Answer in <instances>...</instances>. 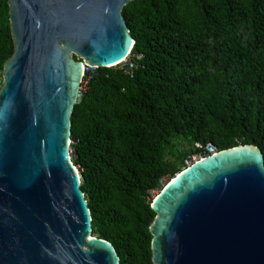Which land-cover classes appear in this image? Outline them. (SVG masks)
Instances as JSON below:
<instances>
[{
  "label": "water",
  "instance_id": "95a60500",
  "mask_svg": "<svg viewBox=\"0 0 264 264\" xmlns=\"http://www.w3.org/2000/svg\"><path fill=\"white\" fill-rule=\"evenodd\" d=\"M14 50L0 86V264H119L70 154L83 68L114 67L134 43L131 0H7ZM153 264H264V155L214 149L154 194Z\"/></svg>",
  "mask_w": 264,
  "mask_h": 264
},
{
  "label": "trees",
  "instance_id": "16d2710c",
  "mask_svg": "<svg viewBox=\"0 0 264 264\" xmlns=\"http://www.w3.org/2000/svg\"><path fill=\"white\" fill-rule=\"evenodd\" d=\"M122 15L129 63L85 73L71 158L93 234L119 264H153L154 190L207 144H253L264 155V0H131ZM13 50L0 0V86Z\"/></svg>",
  "mask_w": 264,
  "mask_h": 264
},
{
  "label": "built area",
  "instance_id": "2783aa9c",
  "mask_svg": "<svg viewBox=\"0 0 264 264\" xmlns=\"http://www.w3.org/2000/svg\"><path fill=\"white\" fill-rule=\"evenodd\" d=\"M138 57H139V56H138ZM130 66L132 67L133 64L130 63ZM89 68H93V67L84 66V68H83V78H84L85 73H87V71H88ZM87 79H88V78H85L84 81L86 82ZM80 94H81V92H79V97H80ZM79 97H78V98H79ZM70 142H71V140H70ZM214 149H216V148H215L213 145H211V144H207V145H206V150H207L208 152H212ZM70 154H71V156H72V149H71V148H70ZM198 157H200V156H198ZM194 159H195V156H194L193 160H194ZM188 163H190V161H189ZM188 163H187V164H188Z\"/></svg>",
  "mask_w": 264,
  "mask_h": 264
},
{
  "label": "rangeland",
  "instance_id": "374dc122",
  "mask_svg": "<svg viewBox=\"0 0 264 264\" xmlns=\"http://www.w3.org/2000/svg\"><path fill=\"white\" fill-rule=\"evenodd\" d=\"M127 59V58H126ZM129 62H128V59L125 61V62H123V63H121V65L122 64H128ZM81 82H83L82 83V86L80 85V88H84L85 87V84H86V82L83 80V78H82V81ZM198 156L197 155H195V159L197 158ZM193 158H194V156H192L190 159H188L186 162L188 163L189 161L190 162H192L193 161ZM155 194H156V191L154 190L153 191Z\"/></svg>",
  "mask_w": 264,
  "mask_h": 264
},
{
  "label": "clouds",
  "instance_id": "9594fccd",
  "mask_svg": "<svg viewBox=\"0 0 264 264\" xmlns=\"http://www.w3.org/2000/svg\"><path fill=\"white\" fill-rule=\"evenodd\" d=\"M129 54H130V52H129ZM128 54V56L126 57V58H128L130 55ZM127 59H125L123 62H125ZM123 62H121V63H123ZM120 63V64H121ZM74 167H76L75 165H74ZM77 168V167H76Z\"/></svg>",
  "mask_w": 264,
  "mask_h": 264
},
{
  "label": "bare ground",
  "instance_id": "6f19581e",
  "mask_svg": "<svg viewBox=\"0 0 264 264\" xmlns=\"http://www.w3.org/2000/svg\"><path fill=\"white\" fill-rule=\"evenodd\" d=\"M199 157H197L196 159H198Z\"/></svg>",
  "mask_w": 264,
  "mask_h": 264
}]
</instances>
